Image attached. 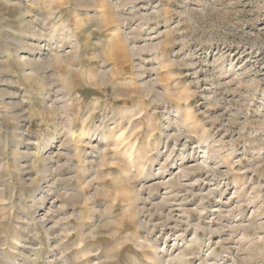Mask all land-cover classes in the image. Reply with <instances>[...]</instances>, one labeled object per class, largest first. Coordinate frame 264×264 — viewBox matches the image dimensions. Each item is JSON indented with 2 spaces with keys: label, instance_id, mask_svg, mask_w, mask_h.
I'll return each mask as SVG.
<instances>
[{
  "label": "clouds",
  "instance_id": "9594fccd",
  "mask_svg": "<svg viewBox=\"0 0 264 264\" xmlns=\"http://www.w3.org/2000/svg\"><path fill=\"white\" fill-rule=\"evenodd\" d=\"M0 8V264H264V0Z\"/></svg>",
  "mask_w": 264,
  "mask_h": 264
},
{
  "label": "rangeland",
  "instance_id": "374dc122",
  "mask_svg": "<svg viewBox=\"0 0 264 264\" xmlns=\"http://www.w3.org/2000/svg\"><path fill=\"white\" fill-rule=\"evenodd\" d=\"M13 19L14 17L7 10H5L4 8H0V27L7 25ZM69 70L71 71L72 69ZM88 78L94 79V77H92L91 74H88ZM126 195L127 193H125L122 190L114 192L111 195L112 204L115 205L121 197Z\"/></svg>",
  "mask_w": 264,
  "mask_h": 264
}]
</instances>
